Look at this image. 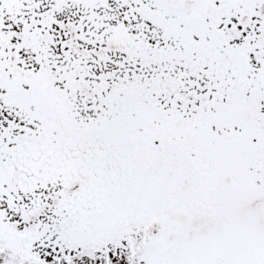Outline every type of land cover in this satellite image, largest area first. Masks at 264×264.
<instances>
[{"label":"snow or ice","instance_id":"obj_1","mask_svg":"<svg viewBox=\"0 0 264 264\" xmlns=\"http://www.w3.org/2000/svg\"><path fill=\"white\" fill-rule=\"evenodd\" d=\"M0 264H264V0H0Z\"/></svg>","mask_w":264,"mask_h":264}]
</instances>
